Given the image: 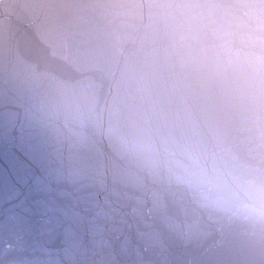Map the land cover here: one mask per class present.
I'll return each mask as SVG.
<instances>
[{"label":"clouds","instance_id":"obj_1","mask_svg":"<svg viewBox=\"0 0 264 264\" xmlns=\"http://www.w3.org/2000/svg\"><path fill=\"white\" fill-rule=\"evenodd\" d=\"M0 264H264V0H0Z\"/></svg>","mask_w":264,"mask_h":264}]
</instances>
